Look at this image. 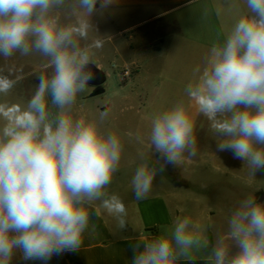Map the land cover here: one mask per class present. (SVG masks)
<instances>
[{
  "label": "clouds",
  "instance_id": "obj_1",
  "mask_svg": "<svg viewBox=\"0 0 264 264\" xmlns=\"http://www.w3.org/2000/svg\"><path fill=\"white\" fill-rule=\"evenodd\" d=\"M116 3L0 0V57L43 59L31 98L11 121H0V264H11L18 250L24 260L45 262L79 250L85 233L97 231V202L119 231L127 228L124 203L107 192L120 169L122 138L106 126L107 112L74 115L78 95L94 78L88 66L95 65L101 46L86 42L94 28L91 17ZM208 14L205 9L203 16ZM19 79L0 75V94ZM184 93L186 99L150 122L148 152L160 154V171L199 155L196 117L208 122L217 149L243 160L250 175L264 169V0H243ZM148 152L137 150L141 163L130 181L136 201L148 198L158 171ZM132 247L131 264H184L198 254L208 264H264V204L253 193L239 200L214 243L203 225L184 216L158 235L141 233Z\"/></svg>",
  "mask_w": 264,
  "mask_h": 264
},
{
  "label": "crops",
  "instance_id": "obj_2",
  "mask_svg": "<svg viewBox=\"0 0 264 264\" xmlns=\"http://www.w3.org/2000/svg\"><path fill=\"white\" fill-rule=\"evenodd\" d=\"M233 4H239L240 8H232ZM205 9L209 13L207 17L203 16ZM242 9L243 0H117L116 4L100 13L121 24L117 35L122 39L113 46L114 59L119 63L118 66L128 63L136 68L130 83L139 87L137 95L151 103L170 99L168 102L174 104L182 98L186 99L184 88L194 78L195 70L203 69L217 33L227 30ZM17 77L20 79L14 87L7 94H0V121H11L34 93L30 96L25 94L22 76L9 79ZM192 112L195 116L194 108ZM142 113L136 112L134 115L139 119L135 131L137 135L148 138L154 114ZM121 114L122 111L109 114L105 123L123 141V138H128V126L118 121ZM196 119L197 138L198 135L210 133L209 151H212V159L216 165L226 167L223 172L229 177L228 181L236 182L242 190L253 193L257 203L264 204V188L255 187L264 174L262 170H258L254 176L250 175L243 160L233 158L231 151L217 149V139L211 134L208 122H202V117ZM141 141L143 143L135 141L136 146L148 151V141ZM131 173V169L123 171L121 161L120 169L107 189L110 195H117L124 203L127 228L119 231L116 220L97 202L99 216L93 214L96 233L86 232L79 250L59 254L62 264H131L134 256L132 246L141 233L146 236L158 235L175 218L184 216H190L203 225L209 241L214 243L216 235L226 231L231 210L239 200L250 194L227 193L228 200L224 206L196 205L192 208L180 205L187 199H193L190 193H169L161 181L153 180V189L148 198L136 201L130 183ZM184 264L208 262L205 254H198L193 261Z\"/></svg>",
  "mask_w": 264,
  "mask_h": 264
},
{
  "label": "rangeland",
  "instance_id": "obj_3",
  "mask_svg": "<svg viewBox=\"0 0 264 264\" xmlns=\"http://www.w3.org/2000/svg\"><path fill=\"white\" fill-rule=\"evenodd\" d=\"M91 22L94 28L89 32L88 41L86 42L98 40L101 44L95 50V65L91 66L105 75V82L101 86L103 88L102 93H99L94 86H88L85 93L78 95L74 106V115L78 117L98 115L100 112H107L109 115L122 111V114L118 116V121H122L123 126H128L126 135L128 138H123L124 151L121 161L123 171L126 168L127 170L131 169L133 176L135 168L140 163L138 162L140 159L137 150H144L140 146L137 147L135 141L137 143H143L141 140L144 139L148 141V138H144L143 135H137L135 131L137 129L136 122L139 120L134 117L135 113L143 111L142 114L153 113L155 115L162 111V106L166 109L173 103L168 102L170 99L166 102L154 101L151 103L145 101L143 96L139 97L137 95L139 87L130 83L131 78L136 73V68L128 63L118 66L119 63L114 59L113 46L122 39L117 35L121 27L120 23H116L100 12L93 14ZM42 63L43 59L37 54L21 56L17 53L14 57L7 60L0 57V75L8 78L22 76L24 78L25 94L30 96L35 92L38 84L37 77L43 71ZM120 87L121 89L119 90ZM147 108L149 109L147 110ZM201 121L204 122L205 118L202 117ZM128 135L132 136V139ZM210 138V133L198 135L197 147L199 155L194 159H185L179 165L167 164L162 171L159 170L160 165L163 164L160 154L155 149L151 150L153 154L144 150L151 157L150 162L156 164L158 169L154 178L155 181H161L165 190H168L169 193H190L192 195L193 199H187L185 203L180 204L181 206H190L192 208L196 207V205L221 207L228 200L227 193H251L250 191L242 190L236 182L228 181L229 177L225 176L223 172L226 167L216 165L213 161L212 151H209ZM261 170L264 173V169ZM261 176L255 187L264 188V174ZM196 201L198 202L196 203ZM11 264H62V262L59 254H54L46 262L42 260H24L22 253L18 250L13 256Z\"/></svg>",
  "mask_w": 264,
  "mask_h": 264
},
{
  "label": "water",
  "instance_id": "obj_4",
  "mask_svg": "<svg viewBox=\"0 0 264 264\" xmlns=\"http://www.w3.org/2000/svg\"><path fill=\"white\" fill-rule=\"evenodd\" d=\"M88 67L94 73V78L89 82V86H94V87L102 86L105 82V76L101 72H99L97 69H95L93 66L89 65ZM98 92L102 93L103 88L98 89Z\"/></svg>",
  "mask_w": 264,
  "mask_h": 264
},
{
  "label": "flooded vegetation",
  "instance_id": "obj_5",
  "mask_svg": "<svg viewBox=\"0 0 264 264\" xmlns=\"http://www.w3.org/2000/svg\"><path fill=\"white\" fill-rule=\"evenodd\" d=\"M94 88H96V90H98V89H100V88H101V86H100V87H94Z\"/></svg>",
  "mask_w": 264,
  "mask_h": 264
}]
</instances>
